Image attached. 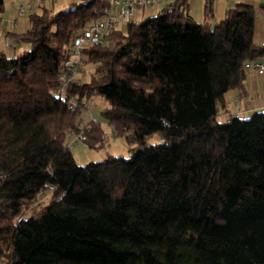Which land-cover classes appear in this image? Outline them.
<instances>
[{"label":"trees","instance_id":"1","mask_svg":"<svg viewBox=\"0 0 264 264\" xmlns=\"http://www.w3.org/2000/svg\"><path fill=\"white\" fill-rule=\"evenodd\" d=\"M112 2L40 5L0 49V264H264V110L220 117L264 57L257 7L215 21L205 0L198 21L168 1L86 47L95 69L61 92L71 38ZM95 94L132 152L80 164L71 131L106 141L83 122Z\"/></svg>","mask_w":264,"mask_h":264},{"label":"crops","instance_id":"2","mask_svg":"<svg viewBox=\"0 0 264 264\" xmlns=\"http://www.w3.org/2000/svg\"><path fill=\"white\" fill-rule=\"evenodd\" d=\"M31 0H10L7 2L6 11L0 19V49L9 50V38L7 33L9 31H18L17 28L20 25L19 14L16 11L14 3H27ZM78 0H45L34 6L33 11L40 7V5H46L54 10H59L66 7L72 2ZM243 1L253 4L257 7V16L255 22V34L254 40L256 43L260 44L264 42V9L261 5L264 0H214L215 8V21L222 19L227 10L235 6L238 2ZM190 11L195 16L196 20L203 21L205 18L204 5L205 0H189ZM158 6L160 9L162 5ZM149 11L142 9L136 12L135 18L139 16L140 18ZM138 17V18H139ZM19 47H23L24 43H18ZM257 61L263 62V66L260 68H251L248 71L247 87L245 91L234 90L228 95L229 105L226 109L220 110V115L226 119L230 113H238L244 116H250L258 110H264V57H260ZM84 70L80 73V76L84 75ZM239 97L237 102L236 98Z\"/></svg>","mask_w":264,"mask_h":264},{"label":"built area","instance_id":"3","mask_svg":"<svg viewBox=\"0 0 264 264\" xmlns=\"http://www.w3.org/2000/svg\"><path fill=\"white\" fill-rule=\"evenodd\" d=\"M45 0H31L27 3H14L19 16L25 15L33 11L34 6L44 2ZM171 0H113L107 12L98 17L97 19L86 24L85 27L77 31L68 45V58L65 61L64 70L59 75L61 83L60 91L67 92V89L73 80H80L79 74L83 71V65L87 59L84 52L86 47L94 44L107 43V35L119 27H125L127 22L135 17L137 11L146 8H157L163 3ZM12 40L9 39V46L11 52ZM248 69L260 68L263 62L254 60L246 64ZM237 102L239 97L236 98ZM86 103V102H85ZM71 138L68 140V145L71 147L73 144L80 140H86V133L81 131H71Z\"/></svg>","mask_w":264,"mask_h":264},{"label":"rangeland","instance_id":"4","mask_svg":"<svg viewBox=\"0 0 264 264\" xmlns=\"http://www.w3.org/2000/svg\"><path fill=\"white\" fill-rule=\"evenodd\" d=\"M7 2L9 3L10 0H7ZM38 10H41V8L37 7L34 11ZM146 10L149 11L150 14L159 12L158 7L154 9L146 8ZM28 13H26L25 15H21L20 25L17 28L18 31H23L28 27ZM138 17L139 16H137L136 18ZM138 19H140V17ZM95 67L96 63L85 61V64L83 65L85 74L83 76H80L79 74V77L81 78L79 79L88 80L90 78L91 72L95 69ZM84 105L85 109L83 113V122H86L89 119L100 120L103 128L106 131V141L102 144H97L95 147L89 146V144L84 140H80L77 143L73 144L71 146V150L77 162L80 164H86L90 161L102 160L111 154L130 156L132 152V146L126 139L125 134L118 133L116 131V127L110 124L108 120L104 118V115L102 113V109L110 105L109 101L100 94H95L90 97L89 102ZM220 117L222 119L224 118L221 115ZM70 135L71 134H69V139L71 138ZM159 139V135L155 134L149 138V142H155Z\"/></svg>","mask_w":264,"mask_h":264}]
</instances>
